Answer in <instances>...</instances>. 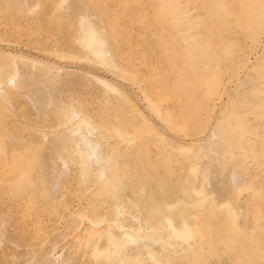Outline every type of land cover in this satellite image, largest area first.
I'll return each mask as SVG.
<instances>
[{
    "label": "rangeland",
    "instance_id": "374dc122",
    "mask_svg": "<svg viewBox=\"0 0 264 264\" xmlns=\"http://www.w3.org/2000/svg\"><path fill=\"white\" fill-rule=\"evenodd\" d=\"M3 88L0 202L33 164L54 256L264 264V0H0Z\"/></svg>",
    "mask_w": 264,
    "mask_h": 264
},
{
    "label": "bare ground",
    "instance_id": "6f19581e",
    "mask_svg": "<svg viewBox=\"0 0 264 264\" xmlns=\"http://www.w3.org/2000/svg\"><path fill=\"white\" fill-rule=\"evenodd\" d=\"M81 7V5L79 6ZM74 9V8H73ZM81 9V8H80ZM83 11V8H82ZM93 14V13H92ZM100 14V13H98ZM21 71V70H20ZM19 71V72H20ZM17 73V71H15ZM9 73V72H8ZM52 73V72H51ZM19 74V73H18ZM24 73L20 74L23 75ZM36 74V73H35ZM57 74V73H56ZM17 75V74H16ZM26 75V74H25ZM33 75V74H32ZM62 76V75H61ZM66 76V75H65ZM24 78V75L22 76ZM14 78V77H13ZM13 78H9L7 83V86H11ZM21 78V77H20ZM17 79V78H16ZM48 79V77H47ZM57 79V78H56ZM28 84V83H27ZM30 84V83H29ZM32 84V83H31ZM34 84H37L34 82ZM53 85H55L53 83ZM9 88V87H8ZM11 88V87H10ZM36 88V87H34ZM36 91V90H35ZM38 92V91H37ZM31 93V92H30ZM47 93V92H46ZM0 94L3 98H5V91L4 88L0 90ZM48 95V93H47ZM28 96V95H27ZM43 97V96H42ZM47 97V96H46ZM1 98V97H0ZM45 98V97H44ZM49 98V97H47ZM41 99V98H40ZM38 100V98H37ZM43 100V99H42ZM3 135V134H2ZM2 137V136H1ZM30 137V136H29ZM32 138V137H30ZM3 139V137H2ZM2 141V140H1ZM217 143V142H216ZM224 143V142H223ZM221 144V141L219 142ZM213 145V143H212ZM218 147H221L218 146ZM227 148V146H226ZM225 148V149H226ZM228 150V149H227ZM226 152V151H225ZM56 153V152H55ZM58 155V154H57ZM56 156V154H55ZM1 158V157H0ZM56 158L59 159V156ZM62 158V157H61ZM65 159V158H64ZM61 160V159H59ZM63 160V159H62ZM64 161V160H63ZM16 163V162H15ZM19 163V162H18ZM17 163V164H18ZM61 163V162H60ZM65 163V162H62ZM19 165V164H18ZM61 165V164H60ZM64 165V164H62ZM13 167H16L13 166ZM11 167V169L13 168ZM62 168V167H61ZM67 168V167H66ZM14 169V168H13ZM12 169V170H13ZM10 170V169H9ZM15 171L10 172L8 176H6L4 179L2 178L1 181H3L7 186L8 195L0 202V224L5 222L6 224L9 221V218H11V215H13V222H12V233L13 237L7 238L5 243H3L2 247L0 245V264H71L70 255L67 253L66 255L62 253H57L56 256L52 254V251L54 247L58 244L57 241H55V238L52 237V231L48 230L46 232H43L41 234L35 233L33 234V210H32V199L30 198L31 193L33 192V164L31 163H23V165L19 166V169ZM56 170V169H55ZM59 170V169H58ZM63 171V170H62ZM59 172V171H58ZM63 173V172H62ZM59 174V173H58ZM57 174V176H58ZM61 176V174H59ZM56 177V176H55ZM54 178V177H53ZM52 178V179H53ZM50 179V178H49ZM49 179H47L49 181ZM50 179V180H52ZM99 179V178H98ZM54 181V180H53ZM45 183V182H44ZM50 183V182H47ZM51 184H53L51 182ZM46 185V184H45ZM45 187V186H44ZM92 187V186H91ZM114 187V185H113ZM53 188V187H52ZM115 188V187H114ZM89 194V193H88ZM116 194V193H115ZM87 197V196H86ZM124 197V196H123ZM87 199V198H85ZM89 199V198H88ZM123 199V198H122ZM124 200V199H123ZM129 200V199H128ZM86 201V200H85ZM84 201V202H85ZM102 199V203H103ZM81 202V201H80ZM125 202V201H124ZM77 203V201H76ZM79 204V203H77ZM85 204V203H83ZM126 204V203H125ZM74 205V204H73ZM85 206V205H84ZM127 206V205H126ZM23 210L26 211L25 214H23ZM75 211V210H74ZM78 211V210H77ZM76 212V211H75ZM74 212V213H75ZM10 214V216H9ZM106 215V214H105ZM71 217V216H70ZM88 217V216H87ZM100 216L98 214H94L87 218V223L84 224L82 231L78 233H74L75 238L79 237L82 233L87 235H92L91 238L88 239V242L90 245L93 243H97L98 235L97 232H99L100 229L103 228L101 225L102 219L99 218ZM109 217V216H108ZM107 219V218H106ZM74 220V218H73ZM111 220V219H107ZM84 222V221H82ZM118 222V221H117ZM74 223V222H73ZM81 223V222H80ZM9 224V223H8ZM7 224V225H8ZM109 226V224H106ZM64 226V225H63ZM80 226V225H78ZM129 226V225H128ZM127 226V227H128ZM66 227V226H65ZM64 227V228H65ZM118 227H124L123 225H119ZM126 227V226H125ZM105 228V226H104ZM7 230V229H6ZM5 231V230H4ZM8 231V230H7ZM126 232V231H125ZM125 232H123L120 235H127ZM58 233V231H57ZM63 233V232H62ZM5 234V233H4ZM3 235V229L0 227V244L2 242L1 238ZM7 235V234H6ZM61 235V234H60ZM83 235V234H82ZM117 235V234H116ZM11 236V235H10ZM7 237V236H6ZM74 237V236H73ZM128 237V236H127ZM81 238V237H80ZM86 238V237H85ZM102 238V237H100ZM6 239V238H5ZM58 239V237H57ZM103 239V238H102ZM105 240V239H104ZM104 240H99V248L103 249L104 244H107L104 242ZM107 240V239H106ZM85 241V240H84ZM109 241V240H108ZM57 242V243H56ZM72 242V241H71ZM70 242V243H71ZM126 242V241H125ZM84 243V242H83ZM109 243V242H108ZM68 244V243H67ZM111 244H115L114 241H111ZM109 244V245H111ZM118 244V243H117ZM122 244V243H120ZM67 246V245H66ZM120 246V245H118ZM69 247V246H68ZM58 248V247H57ZM105 248V247H104ZM68 249V248H67ZM83 249V248H82ZM86 249V248H85ZM100 249V250H101ZM66 250V249H65ZM87 250V249H86ZM105 250V249H104ZM62 251V250H61ZM112 251V250H111ZM67 252V251H66ZM71 252V251H70ZM85 252V250H81L77 252L78 254H81ZM113 253L116 252V250L112 251ZM55 254V252H54ZM106 254V252H105ZM130 254V253H129ZM76 256V255H75ZM74 257V256H72ZM108 257V256H107ZM75 258V257H74ZM74 260V259H73ZM107 260V259H106ZM105 260V261H106ZM111 260V259H110ZM80 261V260H79ZM82 261V260H81ZM83 262V261H82ZM85 263V262H83ZM126 264V262H124ZM73 264H82L81 262H78V256L75 258V262Z\"/></svg>",
    "mask_w": 264,
    "mask_h": 264
}]
</instances>
